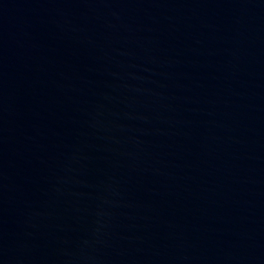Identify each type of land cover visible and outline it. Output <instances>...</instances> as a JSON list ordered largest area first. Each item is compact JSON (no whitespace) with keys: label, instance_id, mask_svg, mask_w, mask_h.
<instances>
[{"label":"water","instance_id":"95a60500","mask_svg":"<svg viewBox=\"0 0 264 264\" xmlns=\"http://www.w3.org/2000/svg\"><path fill=\"white\" fill-rule=\"evenodd\" d=\"M0 264H264V0H0Z\"/></svg>","mask_w":264,"mask_h":264}]
</instances>
